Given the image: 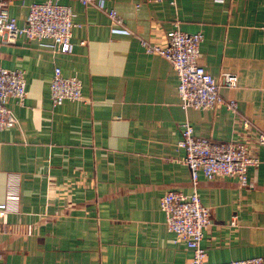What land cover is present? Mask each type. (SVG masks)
<instances>
[{
  "label": "crops",
  "instance_id": "1",
  "mask_svg": "<svg viewBox=\"0 0 264 264\" xmlns=\"http://www.w3.org/2000/svg\"><path fill=\"white\" fill-rule=\"evenodd\" d=\"M41 1L12 0L9 14L21 25ZM60 3L77 25L71 52L54 53L48 39L0 40V66L20 69L26 82L24 104L7 103L17 125L0 130V202L10 172L20 175L21 201L18 214L0 220V264H188L191 252L159 208L168 190L192 192L175 146L185 120L196 137L240 143L259 161L246 187L199 174L212 220L201 239L207 263L264 259V0ZM109 9L127 33L111 31ZM174 27L202 33L198 61L236 111L181 108L170 63L140 45H163ZM55 67L81 80V100L52 106Z\"/></svg>",
  "mask_w": 264,
  "mask_h": 264
},
{
  "label": "built area",
  "instance_id": "2",
  "mask_svg": "<svg viewBox=\"0 0 264 264\" xmlns=\"http://www.w3.org/2000/svg\"><path fill=\"white\" fill-rule=\"evenodd\" d=\"M12 0H0V40L14 43L19 37L26 41L50 40L54 53L65 54L72 50L71 34L74 12L60 0H42L32 3L24 23L18 25L9 14ZM88 5L94 0H78ZM161 2L162 0H155ZM174 4L175 0H169ZM113 23L111 31L127 33L123 21L114 9L106 11ZM203 41L200 32L186 33L178 27L165 34V43L156 45L144 39L140 45L146 54H157L167 60L177 78L176 93L182 109H213L225 107L236 111L237 103L219 94L218 81L199 63V47ZM83 43V41H81ZM222 81L226 86L234 87L236 78L231 73H224ZM82 83L77 76H64L59 67L53 69L49 84V96L52 106L63 101L82 99ZM26 82L20 69H7L0 66V130L17 125V119L8 107L9 98L24 104ZM243 126L249 127L248 119H243ZM179 140L175 146L184 150V163L190 171L192 192L168 190L159 199V208L165 217L166 229L173 233L174 241H182L191 252L188 264H209L205 250L201 246L204 231L212 223L210 210L200 202L197 189L199 174L206 180L228 179L240 187L248 186V169L259 163L255 157L248 156L242 144L216 142L208 138L196 137L188 120L179 125ZM259 144H264V135H258ZM20 175L10 172L6 175L4 198L0 202V220L9 214L20 212ZM235 224L233 219L230 222ZM216 264H264L262 257L230 260Z\"/></svg>",
  "mask_w": 264,
  "mask_h": 264
}]
</instances>
